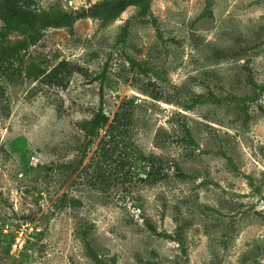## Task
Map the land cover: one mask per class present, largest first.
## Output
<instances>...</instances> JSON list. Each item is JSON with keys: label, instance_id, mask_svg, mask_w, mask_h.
Instances as JSON below:
<instances>
[{"label": "rangeland", "instance_id": "374dc122", "mask_svg": "<svg viewBox=\"0 0 264 264\" xmlns=\"http://www.w3.org/2000/svg\"><path fill=\"white\" fill-rule=\"evenodd\" d=\"M98 1L36 0L67 11ZM22 54L45 74L0 75V264H95L84 232L114 264H264V91L247 110L231 98L252 93L250 78L264 85V0H153L150 17L130 6L106 26L80 19ZM210 93L220 103L196 100ZM100 104L131 122L112 154L96 152L102 129L74 168L77 124ZM65 195L81 206H61Z\"/></svg>", "mask_w": 264, "mask_h": 264}, {"label": "trees", "instance_id": "16d2710c", "mask_svg": "<svg viewBox=\"0 0 264 264\" xmlns=\"http://www.w3.org/2000/svg\"><path fill=\"white\" fill-rule=\"evenodd\" d=\"M153 0H101L91 4L87 8H82L74 11H67L60 5H52L49 8L40 9L37 8L36 0H0V21L2 27L0 28V75L5 74L9 78H14L15 74H21L24 72L28 78L38 79L45 74L44 69L38 63L33 61L24 65L23 52L28 50L32 45L37 44L44 35V31L50 28H69L73 29L76 21L84 18H93L100 20L101 26L115 21L128 7L135 6L138 8V15L141 17L151 16V3ZM153 23H156V19H153ZM17 33L22 36L21 39L16 41L10 40V35ZM129 35V25L125 24L121 27L117 36V42L119 44H125ZM134 65H137L144 71L143 68L135 60H131ZM67 61H60L57 67L52 73V77H55L61 71L62 67L66 68ZM23 66V68H22ZM105 72L103 73V76ZM250 82L253 85L254 90L251 94H245L241 97H231L239 102L243 110H247L248 103L256 102L259 99L260 92L264 91V85H259L255 80L250 78ZM65 86V85H64ZM198 102L204 103L207 101H213L220 103V98L210 93L200 94L197 96ZM130 113L123 107L116 112L115 116L110 117L104 111L102 104L97 109H93L89 117L82 119L78 122V127L82 131L83 140L78 145L81 150L82 156L79 162L74 165V168L79 167L83 160L88 157L89 147L93 144L94 140L99 137L102 129H105V133L101 139L104 142V146L97 149V153H101L103 156H108L111 152V142L114 143L115 139L120 136L119 132L122 127L128 125L131 122ZM185 132L187 140L194 143L191 138L189 128L185 125ZM125 128V127H124ZM110 144V145H109ZM144 160L146 159L143 157ZM231 166L236 169L232 158L228 157ZM153 165L156 164L155 160H152ZM66 169H70L73 165L63 164ZM177 167V174L186 178L189 175L184 173L179 165ZM151 169L148 171L147 178L150 180H157L165 176L162 174L160 168L156 171ZM159 174V175H158ZM148 180V179H147ZM61 206L71 205L79 207L82 202L77 198L68 199L65 195L60 200ZM149 229L166 238L173 239L180 243H183V238L178 230L175 235L166 233L165 231H158V229L149 221H146ZM85 246L87 249V255L94 261L95 264H114L115 257L105 259L102 255L92 247L88 241L87 233L84 232Z\"/></svg>", "mask_w": 264, "mask_h": 264}]
</instances>
